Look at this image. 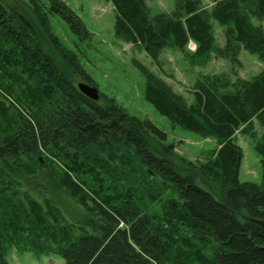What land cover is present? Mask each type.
<instances>
[{
	"label": "trees",
	"instance_id": "obj_1",
	"mask_svg": "<svg viewBox=\"0 0 264 264\" xmlns=\"http://www.w3.org/2000/svg\"><path fill=\"white\" fill-rule=\"evenodd\" d=\"M0 0V264L12 248L66 264H264V70L236 73L242 50L264 62V0H175L152 14L145 0H107L115 35L161 70L170 48L193 65L215 55L233 72L201 76L189 103L138 63L145 98L172 124L218 141L205 163L182 158L167 134L114 99L93 101L76 53L52 32L59 17L88 30L63 0ZM217 22L225 45L217 44ZM190 42L196 50L187 52ZM242 132L254 139L260 184L239 180Z\"/></svg>",
	"mask_w": 264,
	"mask_h": 264
},
{
	"label": "rangeland",
	"instance_id": "obj_2",
	"mask_svg": "<svg viewBox=\"0 0 264 264\" xmlns=\"http://www.w3.org/2000/svg\"><path fill=\"white\" fill-rule=\"evenodd\" d=\"M13 1V0H12ZM30 0H15L20 10L26 14L24 3ZM85 23L88 36L79 39L68 24L59 17H52V32L62 45L77 54L83 67L90 75L93 83L77 79V84L87 83L97 87L104 98L114 99L131 115L152 121L167 134L168 142L175 146L176 152L184 159L194 163H205L214 157L219 150L218 141L214 138H203L197 133L174 125L145 98V77L138 67L140 63L166 81L175 92L181 94L189 102H193L191 89L197 80L204 75H217L233 72L234 66L229 60L212 56L205 64L193 65L185 54L177 49L165 50L160 56L161 70L146 56L115 35V12L113 5L107 0H63ZM152 14H171L175 9V0H145ZM216 0H202L204 8L210 10ZM217 44L225 45L223 28L213 22ZM264 27V20H255ZM196 50L194 42H190L187 52ZM240 66L236 73L243 79H251L264 70V62L256 55L242 50ZM259 135L263 128L255 121ZM236 141L242 149L243 160L239 180L260 184L263 174L261 159L254 148V139L243 134H236ZM9 264H66L59 255H38L33 252H20L12 248L8 254Z\"/></svg>",
	"mask_w": 264,
	"mask_h": 264
},
{
	"label": "water",
	"instance_id": "obj_3",
	"mask_svg": "<svg viewBox=\"0 0 264 264\" xmlns=\"http://www.w3.org/2000/svg\"><path fill=\"white\" fill-rule=\"evenodd\" d=\"M78 89L82 94H84L93 101H98L101 97L99 89L97 87L91 86L90 84L80 83L78 85Z\"/></svg>",
	"mask_w": 264,
	"mask_h": 264
}]
</instances>
